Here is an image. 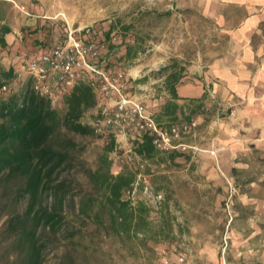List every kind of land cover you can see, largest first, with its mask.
<instances>
[{"label":"rangeland","instance_id":"1","mask_svg":"<svg viewBox=\"0 0 264 264\" xmlns=\"http://www.w3.org/2000/svg\"><path fill=\"white\" fill-rule=\"evenodd\" d=\"M182 1L0 0V24L12 29L7 35L8 46L0 49V62L4 67L18 65L23 61L19 54L32 50L35 38L46 37L47 25L35 32L42 22L38 17L76 29L100 27L102 36L105 31H117L122 35V42L112 45L110 55L115 69L126 73L133 94L155 105V113H162L167 92L156 81L161 74L178 66L185 70L193 65L204 68L229 48L226 33L204 16L199 1L194 4ZM24 80L23 75L14 91ZM209 98L197 108L196 127L182 139L190 146L187 151L141 155L145 161L141 172L145 180L135 181L133 192L125 191L123 195V198L131 196L135 207L133 224L128 231L116 229L112 224L103 189L91 174L104 170L105 159L110 161L113 174L138 173L120 162L127 150L124 142L116 138L113 150L106 152L110 135L95 123L96 106L87 110L82 121L94 125L95 134L65 132L78 145L72 152V167L63 173L72 183L71 192L65 200L60 230L40 232L41 241L46 243L42 264H160V251L171 244L185 250L194 264H222L229 211L232 215L229 235L233 239V224L246 200L241 194L251 189L244 181L252 172H264L261 165L264 154L255 160L254 166H241L237 158L227 168L222 166L218 147L221 122L232 115L233 107L216 96L212 98L214 102ZM53 103L58 109L64 107L63 97ZM188 114L186 109L174 119L185 121ZM155 192L163 194L159 208L154 202ZM43 200L50 202L51 197L45 195ZM7 201V197L0 199V211L21 212L25 208V200L14 207L2 208ZM85 201L89 202V217L79 213L80 203ZM141 205L146 210L144 215L137 211ZM5 219L6 216H0V264L11 255L7 249L9 240L2 234ZM242 258L235 252L230 254L229 262L255 264L250 258H245L246 261Z\"/></svg>","mask_w":264,"mask_h":264},{"label":"trees","instance_id":"2","mask_svg":"<svg viewBox=\"0 0 264 264\" xmlns=\"http://www.w3.org/2000/svg\"><path fill=\"white\" fill-rule=\"evenodd\" d=\"M38 21L42 22L35 32L47 25L46 37L35 38L33 49L19 54L23 59L33 53L47 51L67 38L65 23L41 17ZM93 28L96 34L91 39L102 37L99 35L100 27ZM11 31L9 25L0 24V49L8 46L7 35ZM110 32H104V39H108ZM109 65L115 68L112 57ZM14 69L15 65L4 67L0 62V88L15 77ZM182 71V67H174L166 75L164 86L171 98H177L175 85L180 81ZM63 103V109L55 107L50 98L32 88L30 79L17 91L0 93V199L8 198L2 208L14 207L21 200L26 202L21 212L0 211V216H6L2 234H6L5 238L9 240L7 249L11 254L4 264H42L46 243L41 241L40 232L48 229L55 233L63 223L65 200L72 185L63 173L72 167V152L78 147L65 132L83 136L95 134L96 127L82 121L86 111L96 106L92 86L87 83L76 85L63 97ZM200 106L201 103L195 104L186 120H190ZM177 107L168 99L162 106V113L172 115ZM108 134L107 153L115 144L113 132L108 131ZM135 150L142 156H150L156 151L147 135ZM109 167L110 161L105 159L104 170L93 171L91 176L103 189L105 203L112 213V224L116 229L128 231L133 224L135 207L130 198H123V195L125 191L132 190L136 174L125 171L113 174ZM45 195L51 197L50 202H44ZM137 211L142 215L146 213L143 205ZM79 213L82 217H89V202L80 203Z\"/></svg>","mask_w":264,"mask_h":264},{"label":"crops","instance_id":"3","mask_svg":"<svg viewBox=\"0 0 264 264\" xmlns=\"http://www.w3.org/2000/svg\"><path fill=\"white\" fill-rule=\"evenodd\" d=\"M188 1L189 4L199 1L204 16L226 33L229 48L204 68L193 65L185 70L182 67V77L175 85L177 98H171L166 91V100L178 106L174 114L155 113V105L148 102L146 105L158 121L181 123L175 120L177 115L202 104L209 96L214 102L212 98L216 96L233 107V114L221 122L220 163L227 168L237 158L241 166H254L255 160L264 154V0ZM168 73L156 79L164 90ZM193 115L198 122L199 115L196 112ZM163 118L171 119L164 121ZM261 165L264 166V159ZM244 182L251 189L241 194L246 199L245 205L233 224L234 238L229 240L227 263L230 264V254L236 252L239 258L243 256V261L250 258V262L264 264V172H252Z\"/></svg>","mask_w":264,"mask_h":264},{"label":"built area","instance_id":"4","mask_svg":"<svg viewBox=\"0 0 264 264\" xmlns=\"http://www.w3.org/2000/svg\"><path fill=\"white\" fill-rule=\"evenodd\" d=\"M95 30L93 26L82 29L68 27L64 42L47 51L33 53L16 65L15 77L1 86L0 93L14 91L23 75L24 82L30 79L32 88L52 101L68 95L80 83L91 85L96 97L95 123L113 132L115 140L117 138V141L124 142L127 146L120 162L137 171L135 181L138 183L145 180V176L141 174L145 161L135 149L144 136L150 137L156 151L185 152L190 146L182 142V139L196 127L197 122L194 118L181 123L166 124L158 121L146 103L131 92L132 85L126 73L109 65L112 45L121 43V35L117 31H111L108 39H104L99 32L102 37L91 39L96 34ZM76 32L78 36L75 35ZM230 114H233L232 109ZM147 190L149 189L146 188ZM128 198L133 204L131 196ZM153 198L156 208H159L163 194L155 192ZM231 220L229 211L222 243L223 264H226L224 256L230 240ZM160 264L194 263L179 245L171 244L160 251Z\"/></svg>","mask_w":264,"mask_h":264}]
</instances>
